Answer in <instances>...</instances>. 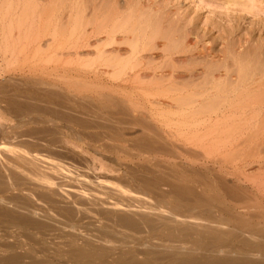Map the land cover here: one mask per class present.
Here are the masks:
<instances>
[{
    "label": "rangeland",
    "instance_id": "rangeland-1",
    "mask_svg": "<svg viewBox=\"0 0 264 264\" xmlns=\"http://www.w3.org/2000/svg\"><path fill=\"white\" fill-rule=\"evenodd\" d=\"M5 1L6 0H0V145L2 146H0V161L2 163L4 162L5 165L7 163V165L5 168L4 163L2 164L0 162V166H2V169L0 168L2 172H0V175L5 177V180L1 178L3 182L0 181V194L2 193L0 198L16 194V197L20 196L19 198L22 197L21 199H26L25 197L28 190H25V187L27 189L32 187L29 185L31 180L27 179L26 181L25 177L22 175L20 177L19 174L17 177L15 174V176L7 174L8 161L18 163L15 159L6 154L5 150L7 147L22 148L32 154L43 151L47 146L49 147H47L48 149L46 150H54L56 148L54 151L66 153L65 155L68 162H72L77 173H82V170L85 173H89L90 178L92 176L90 180L96 181V183L93 181L92 183L95 185H92H97V187H94V191L91 195H87L90 198L86 197V199L88 198V204L83 208L84 211H86V216L78 217L80 215H76V218L68 213L66 214V210H60L61 207L59 205L67 204L69 199L61 196L59 197L58 195L52 196V198L46 194L38 199L35 195L33 200L36 201L38 206L43 204L39 206L43 208L42 210H47V212L51 214H58L57 216L62 218L65 215L64 218L66 223L64 222L62 225L59 224L57 227L53 226V228H50L51 230L31 229L25 231L16 226L14 227L10 220L1 216L0 264H12L13 262V264H17L18 262V264H20V262L23 263L21 260H25L24 263L26 261L28 262L25 264H37L38 261V264H54L55 262V264H64V262H66L65 264H71V261L66 259L68 254L65 252L68 249V241L70 240L68 239L70 238L68 235H71V232L69 233L68 231L70 227L66 225L71 224L72 226L74 224H79L78 227L81 229L75 226L77 230H80L82 233L89 232L90 230L88 229H90V227L88 228L86 225L87 222L96 220L94 217L91 218L89 214L97 208V202L107 201L109 199H112L113 202H122L124 200L123 202L126 201V204L127 202L132 203L134 200L135 203L137 201L139 204H145L147 200L150 202L151 200H158L159 204L162 206H167L168 208L178 207V205L183 203H180L176 195L171 192L172 189L170 185L172 183L193 186L196 191L204 197V200H206L202 206L200 203L199 205L196 203V209L193 206L194 203H190L192 206L190 204L182 205L183 208L180 207L182 210H185L188 206H191V208L194 207V210L204 215L206 223L211 224L219 222L222 225L226 224L230 229L237 232V240L233 237L234 239L232 238V241L234 244L231 241V245L233 246L231 249H233L232 251L234 254L241 251L239 249L241 248L240 246H242V242L238 243L237 241H240V238L242 240V237H246L245 235H247V237L263 236L264 242V105L257 103L250 104V107L244 105V107L240 102L242 105V107H240L239 102H237L243 99H239V91L241 92L246 88L244 85L245 81H242V79L245 80L244 78L264 73V0H35L39 13L41 11V13L45 11L49 12L50 10L49 13L54 14V23L57 27L62 26L60 24L67 21L71 15L76 16L78 13H81L84 20H89L87 34L90 33L91 35L90 42L97 46H100L103 41L94 43V40H96V37H94L95 34L93 33L95 27L105 26V28H103L105 32L101 35L104 37L107 35L105 33L109 31V28L113 29L114 25V30H111L110 33L115 32L114 36L117 37V41L109 45L110 48H112L109 57L115 59L117 55L122 54V59L124 60L130 56L128 58L131 61L130 64H136H133V66L135 65L134 70L125 73L122 77L114 75L112 72H89L83 62H85L86 59L93 58L95 55L86 53L88 47H83L81 51L82 55L77 56L74 55L72 50V53L69 52L67 48L64 50V53L55 51L57 42H54L50 35L46 34V37L35 36V38H27L24 36V32L19 34L18 32L14 33L8 24V20H4L3 18L8 8L4 5ZM61 1H63V4ZM1 7L4 9H1ZM48 7L51 9H48ZM67 9L68 11H66ZM86 13L87 16H85ZM91 21L94 22L92 23ZM102 21L103 23H101ZM117 21L122 23L119 24ZM42 23L44 24L42 19L38 20V26L36 27L38 30L42 28ZM116 24L120 26H118L120 29H118ZM136 40L143 41L144 43L147 42L146 44L149 43L146 48H142L145 50L140 52L138 56L140 59L132 57L131 46ZM118 41L120 43L119 46L115 45ZM144 43L142 45L143 47H145ZM87 44V41H85V45ZM96 48L92 46L88 49L96 50ZM114 53H116V55H114ZM111 54L113 56H111ZM136 61L140 64L136 63ZM169 63L170 66L168 65ZM239 65H241L242 71H239ZM136 66L141 67L137 68ZM167 66H169V68ZM249 70L251 72H248ZM162 72H164L166 78L163 77L159 79L160 76H158V74H162ZM167 74L168 78L166 76ZM183 74H185V77ZM234 77L235 80H233ZM176 81L180 82L177 83ZM214 81H219L223 88L221 86V89L217 91L213 83ZM239 83V88L237 87V89H235L234 87L239 85ZM34 84L35 86L41 85L45 90L41 87H37L36 89ZM44 85H48L49 87L53 86L54 90L60 87L64 92L60 90L59 94L61 93V95L59 99L62 100V98H64L62 100L63 102L67 99L66 102H70L69 104L74 102V105L76 103L82 105L84 103L83 106L85 108L88 107V111L95 110L97 114L105 115V126L102 127L99 124L100 127H86V129L81 126L84 128L83 129L79 127L80 125L76 126L77 123L66 122L62 118L55 119V121L60 123L57 125L54 124L55 122L52 124L44 123L40 126H38L39 124L21 125L20 121L29 122L33 117L41 120L52 118L51 110L44 111V109H42L43 111L40 110L39 112L38 110V112L33 111L32 113H28L30 111H24L22 114H19L7 105L4 97H7L16 89H21L23 92L42 89L44 90L43 92L41 90L37 91L40 94L36 101H39L40 104L42 103L43 105V103H45L44 93L50 90L49 87L46 89L47 87ZM232 85L234 86L232 87ZM29 86H32L31 88L33 89ZM170 87L173 88L171 89ZM250 87L253 88L251 89ZM24 88L27 90H23ZM255 88L256 85L253 84L246 89L251 92H256L257 89L255 90ZM4 91L7 95H5ZM56 91L58 92L59 88ZM229 92L231 93L229 94ZM62 93L64 95H62ZM218 93L219 96L221 95L219 98ZM214 95L217 96L218 99L224 98V95L227 96L223 101H220L221 104L225 102L222 107L218 102V107L214 108H219L216 110L219 116L216 115L215 111V113L206 111L207 114L203 111L210 103L214 102L212 98ZM236 95H238V98ZM70 97L74 99L72 100ZM186 97H189V99H186ZM195 97L201 100L196 99L194 102L195 99L193 98ZM176 98H178V100ZM205 102L206 104L209 103L206 105ZM236 103H238V105ZM243 103H245V101ZM78 104L76 105L78 106ZM201 104H205L203 105L205 107ZM57 105H53V107L58 109L61 113L63 111L62 107H60L59 104ZM200 105L202 107H200ZM90 107L92 108L90 109ZM197 109H201L202 111H196ZM192 111L195 112L193 113ZM210 113H213V116L210 115ZM247 114H256L257 116L247 118L245 116ZM113 125H116L115 127L117 129L114 128L115 131L112 129ZM30 128L32 131H28ZM118 130L119 135L116 132ZM50 131L53 134H58L53 135ZM219 131L221 132L218 133ZM28 134L30 137H23ZM145 134L146 136L149 134L148 137L152 139L153 145L151 147H146L144 144L136 142L137 139ZM34 135L35 137H33ZM45 137L47 139H45ZM199 137L201 139H199ZM202 139L204 141H202ZM32 141L36 142L32 143ZM13 142H16V144ZM154 142L157 143L154 144ZM17 143L21 144L19 145ZM41 145H45L46 147H42ZM57 145H59V147ZM139 145H141V147ZM34 149H37V151L34 152ZM144 151H149L150 153H144ZM67 152L69 154H67ZM137 172L139 174H137ZM77 173L75 172L74 174ZM154 173L155 176L158 175L159 177H163L165 184L158 185V188H153L154 190L152 191L150 189L151 186L148 187L143 184L145 183L143 178L150 179L154 176ZM7 178L8 181L12 178L9 182L14 183L9 184ZM17 178H19V180ZM22 180L25 181L23 182ZM6 184H9L10 187ZM12 184H15L14 188L18 187L16 188L18 191L13 188L14 185ZM22 186L25 187L23 188ZM121 186H124V188ZM107 187H110L109 190ZM129 188H131V192H134L131 193L129 190H126ZM133 188L134 190H132ZM144 190L147 191L144 192ZM39 191H37V194L41 193L43 190L40 189ZM144 194L146 200L143 201ZM149 195H152L151 198ZM136 197L137 200L135 199ZM127 199L129 201H127ZM138 200H142V202ZM51 201L53 202L52 204L56 203L58 207L55 204V206H51ZM108 202H110V200ZM47 205L49 207L51 206V209ZM82 218L83 221H80ZM95 222L99 224V221L96 220ZM5 223L7 224L5 225ZM55 227L58 228V230ZM75 227H72V229L75 230ZM119 227L118 229L121 233L130 231L128 228ZM56 230L57 232H55ZM62 231L67 233H64L66 236H64ZM17 232L19 233L18 235L16 234ZM59 232H61L60 234L62 237H60ZM137 233L138 232H135L136 236ZM251 233H253V235ZM22 234L25 238L22 237ZM40 234L41 237L38 236ZM144 234L146 233H138V235ZM10 235L12 237H10ZM4 236L6 241L1 239ZM33 236L36 237V239L33 238ZM54 237L58 239L56 240ZM41 238L43 240H41ZM22 239L24 241L27 239V243ZM48 240H50V242ZM122 240L123 242L125 241L124 239H121V241ZM155 240L157 239L155 238L154 241ZM42 241L43 245L41 244ZM37 242L40 243V245ZM24 243L27 247H24ZM34 243L42 247L39 248ZM167 243H169L170 248ZM172 243L175 242H166L162 245V248H167L169 249L168 251L174 250L176 248L174 245L177 244ZM29 244L32 245V247ZM60 245L62 250L55 251V249H60ZM237 245L239 247H237ZM28 247H30L31 250H29ZM141 247L144 248L143 246ZM141 247L139 246L138 248L141 249ZM171 247L173 248L171 249ZM46 248L48 252H46ZM253 248L255 251L257 250L255 247ZM14 250L16 251L14 252ZM143 250H145L143 254H146L148 251L147 249ZM30 251L32 252L30 253ZM33 251H35V253ZM62 252L65 256H62ZM16 254L19 258L8 260L10 256H16ZM27 257L29 260L26 259ZM54 259L63 262L57 263V260L55 261ZM160 262L163 263L165 260H161Z\"/></svg>",
    "mask_w": 264,
    "mask_h": 264
},
{
    "label": "bare ground",
    "instance_id": "bare-ground-1",
    "mask_svg": "<svg viewBox=\"0 0 264 264\" xmlns=\"http://www.w3.org/2000/svg\"><path fill=\"white\" fill-rule=\"evenodd\" d=\"M64 1V0H63ZM63 1H61V3L63 4ZM67 1V0H66ZM91 1V0H90ZM3 2V1H2ZM53 3V2H51ZM55 3V2H54ZM88 3V2H87ZM91 3V2H90ZM107 4V3H105ZM4 5L7 6L8 8L6 9L5 13H4V20H8V24L11 28L12 31H14V33H21L24 32V36L27 38H35V36H40V37H46L47 35L52 36V39L54 42H57V46H55V51H60L62 53H64V50L67 48V50H69V52L74 53V55H79L81 56L82 53V48L83 47H92L94 46L96 48V50H91L88 49L86 50V53H89L91 55H95L93 58L91 59H86L85 62H83L84 66H86L89 70V72H94V73H113L114 75H118V76H123L125 73H129V71L134 70L135 64L133 66V64H130L131 61L130 59H122L123 55H117V57L114 59L113 57H109V54L112 52V48H110L109 45H111L114 41H117V37H115L114 33L115 32H111V30H114V25H113V29L109 28V31L105 34H107L106 36H101L105 31L103 28H105V26H97L95 27V30H93V33L95 34L94 37H96V40H94V43H98V42H102L103 43L99 46L94 45L92 42H90V38L91 35L90 33L87 34L88 29L87 26L89 24V20H84L83 16L81 15V13L77 14L76 16H70L68 18L67 21H64V23L60 24L62 26H55L54 23V14L53 13H49V12H43V13H39L38 11V7H37V3L35 0H6L4 2ZM3 5V6H4ZM50 5V4H49ZM88 5V4H86ZM2 6V5H1ZM68 6V5H67ZM65 6V7H67ZM92 6V5H91ZM97 6V4H96ZM56 7V6H55ZM110 7V6H109ZM115 7V6H114ZM3 7H1L2 9ZM62 8V7H61ZM89 8V7H87ZM103 8V6H102ZM4 9V8H3ZM48 9H51L48 7ZM56 9V8H55ZM60 9V8H59ZM86 9V8H85ZM107 9V8H106ZM115 9V8H114ZM113 9V10H114ZM3 11V10H2ZM54 11V10H53ZM59 11V10H58ZM57 11V12H58ZM68 11V9L66 10ZM91 11V9H90ZM106 11V10H105ZM111 11V10H110ZM134 11V10H133ZM52 12V11H51ZM56 12V11H55ZM80 12V11H79ZM104 12V9H103ZM65 13V12H64ZM112 13V12H110ZM114 13V12H113ZM89 14V12H88ZM94 14V12H93ZM102 14V12H101ZM98 15V14H97ZM56 16V15H55ZM85 16H87V13L85 14ZM94 16V15H92ZM99 16V15H98ZM109 16V15H108ZM117 16V15H116ZM134 17V16H133ZM64 18V17H63ZM85 18V17H84ZM105 18V17H104ZM43 20L44 24L41 26L42 28L38 30L36 27L38 26V20ZM88 19V18H87ZM92 19V18H91ZM106 19V18H105ZM109 19V18H108ZM123 19V17H122ZM104 20V19H103ZM117 20V19H116ZM139 20V18H138ZM131 21V20H130ZM56 22V20H55ZM59 22V21H58ZM92 22V21H91ZM94 22V21H93ZM92 22V23H93ZM105 22V21H104ZM110 22V21H109ZM118 22V21H117ZM5 23V22H4ZM103 23V21L101 22ZM100 23V24H101ZM119 23V22H118ZM122 23V22H121ZM119 23V24H121ZM59 24V23H58ZM113 24V22H112ZM124 24V23H123ZM154 24V23H153ZM97 25V24H96ZM117 25V24H116ZM128 25V24H127ZM134 25V24H133ZM107 26V25H106ZM119 25H117L118 27ZM112 27V26H111ZM120 27V26H119ZM118 27V29H120ZM126 27V25H125ZM124 28V27H123ZM158 29V28H157ZM118 32V31H116ZM132 32V31H131ZM145 32V31H144ZM151 33V31H150ZM47 34V35H46ZM92 34V33H91ZM134 34V33H133ZM136 34V33H135ZM157 34V33H156ZM160 34V33H159ZM141 37V36H140ZM139 37V38H140ZM152 37V36H151ZM135 38V37H134ZM130 39V38H129ZM180 39V38H179ZM124 40V39H123ZM48 41V40H47ZM85 41H87V45H85ZM121 41V40H120ZM133 41V39H132ZM178 41V40H177ZM185 42V41H184ZM119 43V41H118ZM115 44V45H120L119 44ZM122 43V41H121ZM143 41L140 40H136L135 42L132 43V57L133 58H139V54L142 50V48H146L147 42L144 43L143 47ZM130 44V42H129ZM146 44V45H145ZM179 44V43H178ZM176 44V45H178ZM156 45V44H155ZM151 48V47H150ZM232 48V47H231ZM170 49V48H169ZM168 49V50H169ZM170 51V50H169ZM71 52V53H72ZM70 53V54H71ZM204 54V53H203ZM90 55V56H91ZM114 55H116V53H114ZM89 56V57H90ZM111 56H113L111 54ZM75 57V56H74ZM126 57V56H125ZM199 57V56H198ZM201 57V55H200ZM86 58V57H85ZM197 58V57H196ZM194 58V59H196ZM205 58V57H204ZM225 58V57H224ZM253 58V57H252ZM78 59V58H77ZM140 59V58H139ZM137 59V60H139ZM209 59V58H208ZM46 60V59H45ZM48 60V59H47ZM61 60V59H60ZM148 60V59H146ZM241 61V59H240ZM264 61V60H263ZM141 62V61H139ZM147 62V61H146ZM136 63H138L136 61ZM171 63V61H170ZM170 63L168 64L170 66ZM230 63V62H229ZM242 63V62H241ZM140 64V63H138ZM224 64V63H223ZM232 64V63H231ZM263 64V63H262ZM206 65V64H205ZM230 65V64H228ZM238 65V64H237ZM261 65V64H260ZM138 66V65H137ZM136 66V67H137ZM169 66H167L169 68ZM175 66V64H174ZM141 67V66H139ZM137 67V68H139ZM164 67V64H163ZM249 67V66H248ZM259 67V66H258ZM263 67V66H262ZM155 68V67H154ZM237 68V67H236ZM239 71H242V67L241 65L238 66ZM246 68V67H245ZM163 69V68H162ZM201 69V68H200ZM203 69V68H202ZM220 69V68H219ZM262 69V68H261ZM196 70V69H195ZM198 70V69H197ZM233 70V69H232ZM248 70V69H247ZM252 70V69H250ZM248 72H251V71ZM169 71V70H168ZM199 71V70H198ZM197 71V72H198ZM246 71V70H244ZM260 71V70H259ZM258 71V72H259ZM160 72V71H159ZM196 72V73H197ZM201 72V71H199ZM236 72V71H235ZM180 73V72H179ZM184 73V72H183ZM192 73V72H191ZM234 73V71H233ZM182 74V73H181ZM236 74V73H235ZM234 74V75H235ZM185 77V74H183ZM195 75V74H194ZM193 75V76H194ZM142 76V75H141ZM159 79L165 77L164 72H162V74H158ZM168 78V74L166 75ZM187 76V75H186ZM190 76V75H188ZM196 76V75H195ZM230 76V75H229ZM243 76V75H242ZM248 76V75H247ZM154 77V76H153ZM152 77V78H153ZM175 77V76H174ZM201 77V76H200ZM166 78V77H165ZM182 78V77H181ZM180 78V79H181ZM187 78V77H186ZM245 80L242 79V81H245L244 85L246 86V88H249V86L255 84L256 85V92H251L250 90H247L246 88L243 89L241 92L239 91L240 94L239 95V99H241L239 102V106L242 107L241 103L244 105H248V107H250V104H263L264 105V73H262L261 75H253L250 76L249 78H244ZM153 80V79H152ZM195 80V79H194ZM233 80H235V77L233 78ZM148 81V80H147ZM165 81V80H164ZM181 81V80H180ZM180 81H176L177 83H179ZM182 82V81H181ZM195 82V81H194ZM193 82V84H194ZM202 82V81H200ZM164 83V82H163ZM174 83V82H173ZM215 84V88L217 89V91H219L221 88V84L219 83V81H214L213 82ZM181 84V83H180ZM38 85V84H36ZM85 85V84H84ZM147 85V84H146ZM168 85V84H167ZM172 85V84H171ZM185 85V84H184ZM188 85V84H187ZM191 85V84H190ZM199 85V84H198ZM229 85V84H228ZM33 86V85H32ZM31 86V87H32ZM35 86V84H34ZM33 86V87H34ZM43 86V85H42ZM45 86V85H44ZM94 86V85H93ZM193 86V85H192ZM234 85H232L233 87ZM240 86L237 85L236 87H234L235 89H237V87ZM28 87V86H27ZM30 87V86H29ZM30 87V88H31ZM36 89L37 87H41V85L35 86ZM47 87L46 89H48V85L45 86ZM163 87V86H162ZM188 87L190 88V86L188 85ZM204 87V86H203ZM228 87V86H227ZM255 87V86H254ZM44 88V87H41ZM53 88V89H52ZM59 88V91L57 92L56 90ZM171 88V87H170ZM169 88V90H170ZM173 88V87H172ZM171 88V89H172ZM199 88V87H198ZM201 88V87H200ZM210 88V87H209ZM212 88V87H211ZM223 88V86H222ZM239 88V87H238ZM251 88V87H250ZM253 88V87H252ZM251 88V89H252ZM2 89V88H1ZM33 89V88H31ZM49 91H45V97H44V102L43 105L42 103L40 104L39 101H36L37 98L39 97V94L37 91L41 90L42 92L45 90L42 89H38V90H34L36 91H27V92H23L21 89H16L13 93L9 94L7 97H4L6 99V103L8 106H10L13 110H15L17 113L22 114L24 111H30L28 113H32L33 111H37L44 109L45 110H51L52 113V118H48V119H44L41 120L39 118H31V120L29 122H25V121H20L21 125H31V124H39L38 126H40L41 124L44 123H53L54 124H60L59 122L55 121V119H63L66 122H71V123H77L76 126L80 125L79 127L83 126L85 127H95V126H99L100 125L103 127L105 126V115H100L97 114V111H88L87 108H85L82 105L78 104V106L73 103L69 104L70 102H63L62 100L64 98L59 99L61 93L59 94L60 90L63 91L60 87H57V89L54 87L50 86L49 87ZM64 89V88H63ZM180 89V88H179ZM188 89V88H187ZM204 89V88H203ZM232 89V88H231ZM230 89V90H231ZM23 90H27L26 88H24ZM65 90V89H64ZM165 90V89H164ZM175 90V89H174ZM178 90V89H177ZM176 90V91H177ZM227 90V89H226ZM225 90V91H226ZM8 91V90H7ZM40 91V92H41ZM153 91V90H152ZM162 91V90H161ZM233 91V90H232ZM2 92V91H1ZM64 92V91H63ZM66 92V91H65ZM165 92V91H164ZM175 92V91H174ZM3 93V92H2ZM5 93V91H4ZM8 93V92H7ZM10 93V92H9ZM167 93V92H166ZM194 93V92H193ZM197 93V92H196ZM200 93V92H198ZM227 93V92H226ZM231 92H229L230 94ZM160 94V93H159ZM162 94V93H161ZM177 94V93H176ZM223 94V93H222ZM5 95H7L5 93ZM42 95V94H41ZM62 95H64L62 93ZM203 95V94H202ZM227 95V94H226ZM224 95V98H220L218 99L219 93H218V98L217 96L214 95V97H212L214 100V102L210 103L209 106H207L203 111H208V112H216V115H218V109H214L216 107H218V102L219 104L220 101L224 100L227 96ZM238 95L237 98H238ZM178 96V95H177ZM183 96V95H181ZM235 96V98H236ZM42 97V96H41ZM63 97V96H62ZM73 97V96H72ZM159 97V95H158ZM166 97V96H165ZM176 97V96H175ZM193 97V96H192ZM223 97V96H222ZM231 97V96H230ZM43 98V97H42ZM67 98V97H66ZM71 98V97H70ZM180 98V97H179ZM189 99V97H186V99ZM205 98V97H204ZM208 98V97H207ZM206 98V99H207ZM233 98V97H232ZM72 100L74 98H71ZM76 99V98H75ZM178 100V98H176ZM181 99V98H180ZM195 99L194 102L196 101V99L199 98H193ZM231 99V98H230ZM234 99V98H233ZM41 100V98H40ZM70 100V99H69ZM71 100V101H72ZM84 100V99H83ZM154 100V99H153ZM201 100V99H199ZM243 100V101H242ZM77 101V100H75ZM149 101V100H148ZM191 101V100H190ZM193 101V100H192ZM208 101V100H207ZM211 101V100H209ZM230 101V100H229ZM232 101V100H231ZM245 101V103H243ZM80 102V101H79ZM87 102V101H86ZM154 102V101H153ZM184 102V101H183ZM188 102V101H187ZM236 102V101H235ZM241 102V103H240ZM186 103V101H185ZM192 103V102H191ZM204 103V102H203ZM209 103V102H208ZM207 103V104H208ZM217 106H216V104ZM225 103V102H224ZM221 104L222 105L224 104ZM57 105L59 104L60 107H62V112L60 113V111L58 109H56L55 107H53V105ZM73 104V105H72ZM89 104V103H88ZM105 104V103H104ZM179 104V103H178ZM188 104V103H187ZM206 104V102H205ZM203 104V105H205ZM206 104V105H207ZM234 104V103H233ZM232 104V105H233ZM238 105V103H236ZM90 105V104H89ZM202 105V104H201ZM200 105V107H202ZM250 105V106H249ZM58 106V105H57ZM92 106V105H91ZM95 106V105H94ZM129 106V105H128ZM161 106V105H160ZM180 106V105H177ZM182 106V105H181ZM184 106V104H183ZM198 106V105H197ZM225 106V105H224ZM234 106V105H233ZM155 107V106H154ZM176 107V106H175ZM187 107V106H186ZM205 107V106H203ZM220 107V108H221ZM226 107V106H225ZM228 107V106H227ZM245 107V106H244ZM263 107V106H261ZM59 108V107H57ZM92 107H90L91 109ZM165 108V107H164ZM172 108V107H171ZM191 108V107H190ZM235 108L237 109L236 105ZM239 108V107H238ZM95 109V107H94ZM105 109V107H104ZM234 109V108H233ZM65 110V112H64ZM176 110V109H175ZM230 110V109H229ZM43 111V110H42ZM126 111V110H125ZM129 111V110H128ZM161 111V110H160ZM196 111H202L200 110H196ZM226 111V109H225ZM224 111V112H225ZM247 111V110H246ZM67 112V113H66ZM69 112V113H68ZM91 112V113H90ZM163 112V111H162ZM161 112V113H162ZM193 113L195 111H192ZM190 112V113H192ZM214 112V113H215ZM223 112V111H222ZM252 112V111H251ZM100 113V112H99ZM167 113V112H166ZM189 113V114H190ZM197 113V112H196ZM152 114V113H151ZM169 114V112H168ZM188 114V115H189ZM200 114V113H199ZM207 114V113H206ZM213 114V113H212ZM210 113V115H212ZM244 114V113H243ZM179 115V114H178ZM242 115V114H241ZM213 116V115H212ZM221 116V115H220ZM223 116V115H222ZM247 118H250L252 116H257L256 114H251V115H245ZM249 116V117H248ZM215 117V116H214ZM146 118V116H145ZM202 118V117H201ZM181 119V118H180ZM234 119V118H233ZM239 119V118H238ZM112 121V120H111ZM229 121V120H228ZM114 122V121H112ZM230 122V121H229ZM115 124H117L116 122H114ZM100 124V125H99ZM112 124V123H111ZM202 124V123H201ZM20 125V126H21ZM55 125V127H56ZM45 126V125H44ZM51 126V125H50ZM111 126V125H109ZM116 126V125H115ZM114 125L112 127V129L114 130V128H116ZM230 126V125H229ZM46 127V126H45ZM48 127V126H47ZM81 127V128H83ZM93 127V128H94ZM149 127V124H148ZM152 127V126H151ZM197 127V126H196ZM38 128V127H37ZM36 128V129H37ZM51 128V127H50ZM58 128V127H57ZM56 128V129H57ZM187 128V127H186ZM233 128V127H232ZM1 129V128H0ZM27 129V128H26ZM29 129V128H28ZM33 129V127H32ZM32 129L30 128V130L28 131H32ZM84 129V128H83ZM117 129V128H116ZM119 129V128H118ZM227 129V128H226ZM40 130V129H39ZM38 130V131H39ZM49 130V129H48ZM53 130V129H52ZM59 130V129H58ZM61 130V129H60ZM144 130V129H143ZM149 130V129H148ZM211 130V128H210ZM223 130V129H222ZM228 130V129H227ZM232 130V129H231ZM1 131V130H0ZM5 131V130H4ZM56 131V130H55ZM64 131V130H63ZM112 131V130H111ZM115 131V130H114ZM226 131V130H225ZM3 132V131H2ZM1 132V133H2ZM45 132V131H43ZM51 132V131H50ZM59 132V131H58ZM117 133L119 132L116 131ZM155 132V130H154ZM153 132V133H154ZM212 132V131H211ZM221 131H219L218 133H220ZM22 133V132H21ZM38 133V132H37ZM52 133V132H51ZM60 133V132H59ZM148 133V131H147ZM156 133V132H155ZM154 133V134H155ZM198 133V132H197ZM205 133V132H204ZM203 133V136H204ZM214 133V132H213ZM224 133V132H223ZM231 133V132H230ZM6 134V133H5ZM9 134V133H8ZM30 134V133H29ZM28 135L23 136L24 138ZM40 134V133H39ZM45 134V133H43ZM53 134V133H52ZM55 135L58 133H54ZM53 134V135H54ZM63 134V133H62ZM116 134V133H115ZM229 134V132H228ZM11 135V134H10ZM20 135V134H19ZM24 135V134H23ZM37 135V134H36ZM42 135V133H41ZM49 135V134H48ZM52 135V136H53ZM119 135V133H118ZM161 135V134H160ZM170 135V134H169ZM213 135V134H212ZM3 136V135H2ZM13 136V135H12ZM32 136V135H31ZM40 136V135H38ZM37 136V137H38ZM149 134L146 136L143 135L141 136L139 139H137V143L139 144H144L146 147H151L153 144L152 139L148 137ZM153 136V135H152ZM150 136V137H152ZM206 136V135H205ZM30 137V136H29ZM28 137V138H29ZM35 137V135L33 136ZM50 137V135H49ZM201 137V136H200ZM199 137V139H201ZM54 138V137H53ZM61 138V137H60ZM207 138V137H206ZM11 139V138H10ZM32 139V138H30ZM37 139V138H36ZM35 139V140H36ZM45 139H47L45 137ZM198 139V140H199ZM28 140V139H27ZM26 140V141H27ZM41 140V139H40ZM60 140V139H59ZM7 141V140H6ZM13 141V140H12ZM15 141V140H14ZM18 141V139H17ZM31 141V140H29ZM155 141V140H153ZM160 141V140H159ZM202 141H204L202 139ZM201 141V142H202ZM21 142V141H20ZM28 142V141H27ZM36 142V141H32ZM47 142V141H46ZM50 142V141H49ZM61 142V140H60ZM196 142V141H195ZM14 143V142H13ZM38 143V142H37ZM43 143V142H42ZM62 143V142H61ZM157 143V142H156ZM154 142V144H156ZM200 143V142H199ZM11 144V143H9ZM16 144V142L14 143ZM17 144H21V143H17ZM41 144V143H40ZM55 145V142H54ZM53 145V147H54ZM159 145V144H158ZM1 146V145H0ZM5 146V145H4ZM16 146V145H15ZM42 146V145H41ZM45 146V145H43ZM42 146V147H43ZM59 147V145H57ZM141 147V145H139ZM2 147V146H1ZM24 147V146H23ZM39 147V146H38ZM46 147V146H45ZM44 147V148H45ZM49 147V146H47ZM46 147V149H48ZM56 147V146H55ZM156 147V145H155ZM51 148V147H50ZM158 148V147H157ZM27 149V148H26ZM33 149V148H32ZM39 149V148H37ZM37 149L34 151L36 152ZM42 149V148H41ZM44 149L43 151L38 152L37 154H32L30 152H27L25 149L22 148H16V147H7L5 152L6 154L15 159L16 162H11L8 161V172L7 174L11 176H19L21 175L23 177H25L26 181L31 180L29 183L30 189H27L25 186V190H28V192L26 193V199H21L19 198L20 196L16 197L15 195H10V196H6L4 198H0V217L4 216L5 218H7L8 220L11 221V224L14 225V227L16 226L17 228H21L22 230L28 231L31 229H37V230H51L50 228H53V226H58L59 224H63L66 220H65V215L62 217H58L55 214H51L49 212H47V210H42L43 208H40V204L39 206L36 204V201L33 200V197H35V195L38 197H43V195H47L49 197L58 195L59 197H64L69 199V201H67L68 203L65 205H59L61 207L60 210L63 211L66 210L67 212H65L66 214H70L71 216H75L76 215H80L78 217L81 216H86L85 213L86 211H84V206L87 203L88 198H90L87 195H91L94 191V187L93 186L95 184H93L92 182L95 180H90L92 179V176L90 178L89 173H85L82 170V173L79 172L77 173V170H75V168L73 167L74 165H72V162H68L67 157H66V153H62L61 151H54V150H46ZM161 149V148H160ZM30 150V149H29ZM40 150V149H39ZM164 151V150H163ZM162 151V152H163ZM209 151V150H208ZM32 152V151H31ZM150 153L149 151H144ZM67 154H69L67 152ZM1 155V153H0ZM5 155V154H4ZM3 156V155H2ZM71 156V155H70ZM139 156V155H138ZM5 157V156H4ZM1 162V161H0ZM2 163V162H1ZM4 163V162H3ZM2 163V164H3ZM1 164V165H2ZM19 164V165H18ZM80 164V163H79ZM5 165V163H4ZM7 165V163H6ZM5 165V168H6ZM21 165V166H20ZM83 165V164H82ZM79 167V166H78ZM0 168L2 169V166H0ZM4 168V166H3ZM86 168V166H85ZM83 169V168H81ZM5 170V169H3ZM85 170V169H84ZM90 170V169H89ZM87 171V169H86ZM145 171V170H144ZM143 171V172H144ZM1 172V171H0ZM76 172L77 174H74ZM89 172V171H88ZM2 173V172H1ZM142 173V172H140ZM15 174V175H14ZM137 174H139L137 172ZM136 174V175H137ZM4 175V174H2ZM149 175V173H148ZM1 176V175H0ZM5 176V175H4ZM7 176V175H6ZM138 176V175H137ZM152 176V175H151ZM8 177V176H7ZM1 178L5 177H0V181ZM9 178V177H8ZM7 178V181H8ZM98 178V177H97ZM150 178V177H149ZM12 180V178H10ZM15 179V178H14ZM19 180V178H17ZM115 179V178H114ZM144 179L143 183L144 185H147L148 187H150V189L153 191V188H158V185H164V179L163 177H159L158 175L154 176L150 179ZM3 180V179H2ZM9 180V181H11ZM100 180V179H99ZM120 180V179H119ZM8 181V182H9ZM15 181V180H13ZM23 182L25 180H22ZM143 181V180H142ZM166 181V180H165ZM3 182V181H1ZM0 182V183H1ZM21 182V183H23ZM98 182V181H97ZM102 182V181H101ZM115 182V181H114ZM118 182V180H117ZM124 182V181H123ZM171 182V181H170ZM7 183V182H6ZM14 183V182H11ZM9 182V184H11ZM16 184L18 182H15ZM96 183V181H95ZM121 183V180H120ZM9 184H6L7 186L10 187ZM19 184V183H18ZM93 184V185H92ZM124 184V183H123ZM3 185V183H2ZM1 185V186H2ZM13 188L15 187V184ZM22 185V184H21ZM26 185V184H25ZM142 185V184H141ZM4 186V185H3ZM106 186V185H105ZM125 186V185H124ZM124 186H121L124 188ZM128 186V185H127ZM21 187V186H20ZM19 187V188H20ZM23 187V186H22ZM23 187V188H24ZM12 188V186H11ZM18 188V187H16ZM16 188H14L15 190H17ZM22 188V189H23ZM103 188V186H102ZM108 188V187H107ZM110 188V187H109ZM108 188V190H109ZM112 188V187H111ZM170 188L172 189L171 192H173L176 197L178 198V201L180 204L178 205V207H173V208H168L167 206H162L159 204L158 200L156 201H152L151 202L149 200L145 201V204H139L135 203V200H131L133 201L132 203H128L127 204L125 202H113L112 199H109L110 202L107 201H99L97 202L96 206L97 208L91 213L89 214L90 217H94L96 218L97 221H99V224H97L95 221H90L87 222V226L88 228L90 227L89 232L86 233H82L80 230H77V227L79 224H74L71 226L70 225H66L67 227L69 226L70 229L68 230L69 233L71 235L70 239L68 241V249L67 251V257L66 259L69 261H71V264H264V242H263V236L257 237V236H252V237H247V235H245L246 237H242V240L240 238V241H237L238 243L242 242V246H240L241 248L239 250L238 253L234 254V252L232 251L233 246L231 245V241L232 238L234 237L236 239V234L237 232L230 229L226 224L222 225L219 222H214L211 224H208L205 222V217L204 215L199 214L196 210H194L197 208L196 206L200 205L202 206L203 203L206 201L204 200V197H202L199 192L196 191V189L193 186L190 185H186V184H180V183H172L170 185ZM40 189H42L43 191L41 193L37 194V191H39ZM113 189V188H112ZM137 189V188H136ZM146 189V188H145ZM20 190V189H19ZM24 190V189H23ZM104 190V189H103ZM116 190V189H115ZM129 190L131 192V188L126 189ZM134 190V188L132 189ZM142 190V189H141ZM235 190V189H234ZM18 191V190H17ZM100 191V189H99ZM121 191V190H120ZM140 191V190H139ZM147 191V190H146ZM144 190V192H146ZM1 192V191H0ZM8 192V191H7ZM21 192V190H20ZM40 192V191H39ZM114 192V191H113ZM128 192V191H127ZM134 192V191H133ZM131 192V193H133ZM137 192V190H136ZM142 192V191H141ZM15 193V192H14ZM22 193V192H21ZM24 193V194H25ZM104 193V192H102ZM121 193V192H120ZM119 193V194H120ZM157 193V192H155ZM232 193V192H231ZM234 193V192H233ZM240 193V192H239ZM2 194V193H1ZM0 194V196H1ZM6 194V193H5ZM12 194V193H11ZM23 194V193H22ZM118 194V192H117ZM116 194V195H117ZM125 194V193H124ZM123 194V195H124ZM150 194V193H149ZM153 194V192H152ZM158 194V193H157ZM4 195V194H3ZM2 195V196H3ZM40 195V196H39ZM97 195V194H96ZM137 195V194H136ZM135 195V196H136ZM25 196V195H24ZM106 196V194H105ZM108 196V195H107ZM110 196V195H109ZM113 196V195H112ZM122 196V194H121ZM129 196V195H128ZM141 196V195H140ZM150 196V195H149ZM152 196V195H151ZM150 196V198H151ZM236 196V195H235ZM86 197H88L86 199ZM104 197V195H103ZM126 197V195H125ZM131 197V196H130ZM133 197V196H132ZM145 197V199H144ZM143 197V201L146 200V196L144 194ZM53 198V197H52ZM102 198V197H101ZM105 198V197H104ZM111 198V196H110ZM114 198V197H112ZM127 198V197H126ZM134 198V197H133ZM153 198V197H152ZM35 199V198H34ZM49 199V198H47ZM45 199V200H47ZM93 199V196H92ZM96 199V198H95ZM98 199V197H97ZM103 199V198H102ZM119 199V198H117ZM137 200V197L135 198ZM139 199V198H138ZM154 199V198H153ZM50 200V199H49ZM48 200V201H49ZM61 200V199H60ZM63 200V198H62ZM65 200V199H64ZM99 200V199H98ZM101 200V199H100ZM114 200V199H113ZM43 201V200H42ZM46 201V202H48ZM112 201V202H111ZM127 201H129L127 199ZM140 201V200H138ZM40 202V201H39ZM66 202V201H65ZM142 202V200L140 201ZM50 203V202H49ZM53 202L51 201L50 204H52ZM63 203V202H62ZM144 203V202H143ZM193 204V208H191V204ZM196 203H198L196 205ZM202 203V204H201ZM56 205V203H54ZM54 204H52L51 206H53ZM191 205L190 207L188 206L185 210H182L180 207H182V205ZM54 205V206H55ZM94 205V204H93ZM48 206V205H47ZM50 206V207H51ZM57 206V205H56ZM46 207V206H45ZM44 207V208H45ZM49 207V206H48ZM49 207V208H50ZM58 207V206H57ZM93 207V206H92ZM87 208V207H86ZM183 208V207H182ZM185 208V207H184ZM200 208V207H198ZM51 209V208H50ZM58 209V208H57ZM89 210V209H88ZM202 211V210H201ZM56 212V211H55ZM200 212V211H199ZM87 214V215H88ZM205 214V213H204ZM88 215V216H89ZM67 216V215H66ZM69 216V215H68ZM70 216V217H71ZM89 217V218H90ZM72 218V217H71ZM74 218V219H75ZM87 218V217H86ZM88 218V219H89ZM90 218V219H91ZM3 219V218H2ZM85 219V218H84ZM223 219V218H222ZM76 220V219H75ZM73 220V221H75ZM86 220V219H85ZM93 220V219H92ZM4 222V219L2 220ZM6 221V220H5ZM79 221V220H78ZM83 221V218L80 220ZM1 222V220H0ZM7 222V221H6ZM70 222V221H69ZM72 222V221H71ZM77 222V221H76ZM86 222V221H85ZM66 223V222H65ZM74 223V222H73ZM2 225V223H0ZM4 224V223H3ZM7 223H5L6 225ZM9 224V221H8ZM83 224V223H82ZM260 224V223H259ZM4 225V226H5ZM81 225V224H80ZM84 225V224H83ZM82 225V226H83ZM8 226V225H7ZM77 226V227H75ZM125 227L128 228L130 231L128 232H123L121 233V231L118 229V227ZM2 227V226H1ZM55 227V228H56ZM63 227V226H62ZM65 227V228H67ZM72 227H75L76 229L73 230ZM84 227V226H83ZM119 227V228H120ZM6 228V227H3ZM9 228V227H8ZM54 228V229H55ZM80 228V227H78ZM85 228V227H84ZM13 229V227H12ZM11 229V230H12ZM58 230V228H56ZM81 229V228H80ZM83 229V228H82ZM10 230V229H9ZM14 230V229H13ZM34 230V231H35ZM57 230L55 232H57ZM241 230V229H240ZM18 231V230H17ZM53 231V230H52ZM60 231V230H59ZM67 231V230H66ZM87 231V230H86ZM134 231V232H132ZM16 232V231H15ZM14 232V233H15ZM19 232V231H18ZM16 233L17 235L19 233ZM63 234L66 233L65 231H62ZM135 232H140V233H146L144 235H138L137 236L135 234ZM264 232V231H263ZM35 233V232H34ZM39 233V232H38ZM61 232H59L60 234ZM32 234V233H31ZM52 234V233H51ZM67 234V233H66ZM122 234V237H121ZM253 235V233H251ZM16 235V236H17ZM23 235V234H22ZM35 235V234H34ZM37 235V234H36ZM48 235V234H47ZM57 235V234H56ZM256 235V234H255ZM1 236V235H0ZM6 236V235H5ZM5 236L3 238H1L2 240L5 238ZM13 236V237H16ZM39 237H41V234L38 235ZM50 236V235H49ZM53 236V235H52ZM58 236V235H57ZM56 236V237H57ZM64 236H66L64 234ZM120 236V237H119ZM243 236V235H242ZM10 237H12L10 235ZM24 237V235L22 236ZM31 237V236H29ZM60 237L61 234H60ZM239 237V234H238ZM241 237V235H240ZM262 237V238H261ZM25 238V237H24ZM23 238V239H24ZM33 238L36 239V237L33 236ZM43 238V236H42ZM41 238V240H43ZM55 238V237H54ZM157 239L154 241V239ZM233 238V239H234ZM7 239V238H6ZM17 239V238H15ZM22 239V240H23ZM28 239V238H27ZM26 239V240H27ZM49 239V238H48ZM56 239V238H55ZM58 239V238H57ZM56 239V240H57ZM60 239V238H59ZM121 239H124L125 241L123 242V240L121 241ZM5 240V239H4ZM9 240V239H8ZM12 240V238H11ZM10 240V241H11ZM21 240V241H22ZM26 240L24 241L25 243ZM29 240V239H28ZM52 240V239H51ZM61 240V239H60ZM65 240V239H64ZM237 240V239H236ZM234 240V241H236ZM239 240V239H238ZM1 241V240H0ZM6 241V240H5ZM14 241V239H13ZM18 241V242H21ZM37 241V240H36ZM36 241H32V242H36ZM47 241V240H46ZM50 242V240H48ZM53 241V240H52ZM51 241V243H52ZM67 241V240H66ZM16 242V241H15ZM29 242V241H28ZM31 242V241H30ZM61 242V241H60ZM166 242H175L177 245H174V247L176 246V248L173 250L168 251L169 249L167 248H162L163 244ZM233 242V241H232ZM3 243V242H2ZM24 243V244H25ZM38 243V242H37ZM43 243V241L41 242V244ZM54 243V242H53ZM65 243V242H64ZM172 243V244H175ZM17 244V242H16ZM23 244V242H22ZM31 244V243H30ZM29 244V245H30ZM36 244V243H34ZM33 244V245H34ZM40 245V243H38ZM46 244V243H45ZM44 244V245H45ZM58 244V243H57ZM56 244V245H57ZM62 244V243H61ZM157 244V246H156ZM234 244V242H233ZM236 244V243H235ZM18 245V244H17ZM28 245V246H29ZM37 245V244H36ZM39 245H37L39 247ZM43 245V244H42ZM55 245V243H54ZM59 245V244H58ZM63 245V244H62ZM67 245V244H65ZM168 247H169V243H167ZM239 245V244H238ZM237 245V247H239ZM14 246V245H13ZM19 246V245H18ZM32 247V245H30ZM48 246V245H47ZM45 246V247H47ZM52 246V244H51ZM49 246V247H51ZM143 246L144 248L141 247V249H139L138 247ZM178 246V248H177ZM24 247H27V245L25 244ZM42 247V246H40ZM39 247V248H40ZM44 247V246H43ZM56 247V246H55ZM255 247L257 250L255 251V249L253 248ZM17 248V247H15ZM35 248V247H34ZM33 248V249H34ZM38 248V249H39ZM170 248V247H169ZM14 249V248H13ZM22 249V248H20ZM26 249V248H25ZM29 250L30 247H28ZM36 249V248H35ZM49 249V248H48ZM143 249H147L148 251L146 252V254H143L145 252V250ZM238 249V248H237ZM9 250V249H8ZM27 250V249H26ZM41 250V249H39ZM44 250V249H43ZM46 252L47 248L45 249ZM44 250V251H45ZM51 250V249H50ZM56 250H62V247L60 245V249H55ZM7 251V250H5ZM16 250H14L15 252ZM18 251V250H17ZM197 251V252H194ZM23 252V251H22ZM32 251H30L31 253ZM35 253V251H33ZM38 252V251H36ZM60 252V251H57ZM64 252V251H63ZM61 253L62 256H65L64 253ZM237 252V251H236ZM43 253V252H41ZM52 253V252H50ZM55 253V252H54ZM3 254V253H1ZM25 254V252H24ZM59 254V253H58ZM60 254V255H61ZM143 254V255H142ZM5 255V253H4ZM3 255V256H4ZM41 255V254H40ZM43 255V254H42ZM55 255V254H54ZM1 256V255H0ZM45 256V255H44ZM8 257V256H7ZM23 257V256H22ZM36 257V256H35ZM47 257V256H45ZM44 257V258H45ZM59 257V256H58ZM19 258V256L16 254V256H10L8 258V260H12V259H17ZM25 258V257H24ZM42 258V256H41ZM51 258V257H50ZM64 258V257H63ZM6 259V258H5ZM28 259V257L26 258ZM36 259V258H35ZM43 259V258H42ZM46 259V258H45ZM29 260V259H28ZM32 260V259H30ZM55 260V259H54ZM57 260V259H56ZM55 260V261H56ZM60 260V259H59ZM65 260V259H64ZM161 260H165V262L161 263ZM6 261V260H5ZM15 261V260H14ZM23 263L20 262V264H25L24 261L25 260H21ZM62 263L63 261H58L57 263ZM3 263V261H2ZM14 263V262H13ZM12 263V264H13ZM19 263V262H18ZM17 263V264H18ZM28 263V262H27ZM39 263V261H38ZM37 263V264H38ZM47 263V262H45ZM49 263V261H48ZM56 263V262H55ZM54 263V264H55ZM66 262H64L65 264ZM70 263V262H69ZM9 264V263H8ZM50 264V263H49ZM68 264V263H67Z\"/></svg>",
    "mask_w": 264,
    "mask_h": 264
}]
</instances>
